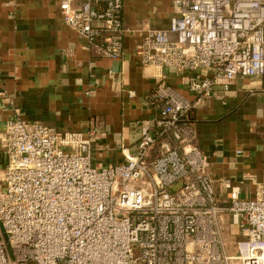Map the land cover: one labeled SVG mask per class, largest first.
Wrapping results in <instances>:
<instances>
[{"label": "built area", "instance_id": "2783aa9c", "mask_svg": "<svg viewBox=\"0 0 264 264\" xmlns=\"http://www.w3.org/2000/svg\"><path fill=\"white\" fill-rule=\"evenodd\" d=\"M59 6L100 57H122L130 31L123 0ZM172 7L168 27L145 31L136 51L142 66L186 74L195 98L156 87L157 116L134 146L99 143L102 122L87 133L57 131L13 108L0 134V264H264L263 184L251 174L221 178L218 195L188 117L237 77L264 76V0ZM98 143L113 159L97 161ZM246 181L255 185L250 195L242 194Z\"/></svg>", "mask_w": 264, "mask_h": 264}, {"label": "crops", "instance_id": "0c3cea01", "mask_svg": "<svg viewBox=\"0 0 264 264\" xmlns=\"http://www.w3.org/2000/svg\"><path fill=\"white\" fill-rule=\"evenodd\" d=\"M172 1L123 0L122 20L130 31L122 57L113 60L100 57L94 44L64 23L60 0H0V134L15 107L29 124L42 122L57 131L87 133L102 122L99 143L134 146L141 128L157 116L150 103L156 87L195 98L186 74L142 66L136 51L145 31L168 27ZM132 90L134 98L128 95ZM188 117L194 144L209 156L218 195L221 178L239 181L251 174L264 186V76L237 77L229 91L217 88ZM99 143L97 161L113 159ZM6 164L0 152V188ZM243 186V195L253 193L252 182Z\"/></svg>", "mask_w": 264, "mask_h": 264}]
</instances>
